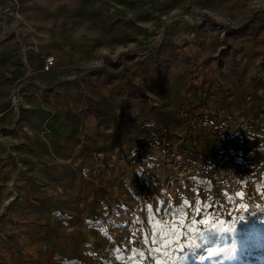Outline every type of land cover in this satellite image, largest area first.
<instances>
[{
    "label": "rangeland",
    "instance_id": "obj_1",
    "mask_svg": "<svg viewBox=\"0 0 264 264\" xmlns=\"http://www.w3.org/2000/svg\"><path fill=\"white\" fill-rule=\"evenodd\" d=\"M208 87L264 112V0H0V264H264V167L240 204L138 154Z\"/></svg>",
    "mask_w": 264,
    "mask_h": 264
},
{
    "label": "crops",
    "instance_id": "obj_2",
    "mask_svg": "<svg viewBox=\"0 0 264 264\" xmlns=\"http://www.w3.org/2000/svg\"><path fill=\"white\" fill-rule=\"evenodd\" d=\"M259 108L248 107L245 104L243 94L237 91V95L227 102L223 96L217 98V101L209 110H204L203 108L194 110L197 111L195 115L191 113L190 117L185 119L189 122L187 125L193 130H188L185 125L174 123L171 128H163L161 131H156L154 128H147L146 130H141V132L145 134L148 132H164L165 137L163 138L165 140H163V142H166L169 150L175 149L182 153L187 159H193L194 162L198 164L208 166L213 161L219 160L222 157L232 156L235 150L239 153L245 151L251 153L248 149L254 148L258 144L260 145L259 137L253 136L258 129L255 121L264 115L261 108ZM217 123H219V126ZM203 127L204 130L214 127L216 129L215 132H219L220 135L208 136L211 138V142H209L206 140L208 137H206V135L203 136L204 133L202 134L200 131ZM218 128L220 129L219 131L217 130ZM145 134H143V137ZM202 139L203 142H200ZM254 150L256 152V147L253 151ZM261 152L264 153V149ZM256 153H258V151ZM252 155L257 156V154L251 153V156ZM157 157L161 156L158 154ZM251 160V163H254V168L256 167L260 170L261 167H264V162L261 164V161L257 159L254 160L253 156ZM252 169L251 166L250 173L245 180V187L248 189H245L243 194L253 202V198L246 193L249 191L253 192L255 189L259 192L257 185L262 170L259 173L256 172L252 174ZM51 241L50 245L60 253L68 255L72 253V236L63 239L57 237L51 239Z\"/></svg>",
    "mask_w": 264,
    "mask_h": 264
},
{
    "label": "built area",
    "instance_id": "obj_3",
    "mask_svg": "<svg viewBox=\"0 0 264 264\" xmlns=\"http://www.w3.org/2000/svg\"><path fill=\"white\" fill-rule=\"evenodd\" d=\"M56 65V57L52 55L47 56L42 64V70L46 73L51 72ZM200 94L206 106L211 107L215 104L217 98L216 91L213 87L204 89ZM254 103L253 97L247 95L245 104L248 107H251ZM184 116H187V112ZM255 124L258 126V129L253 136L259 137V143L264 148V115L258 118L255 121ZM164 135V132L146 133L143 137L144 144L139 148L138 154L148 159L154 154H159L163 160V164L165 160H169L170 165L183 180L196 177L200 173L203 174L205 171H208L210 173L211 181L217 189L223 191L230 197L238 198L240 204L253 203L250 198L240 197V195L244 193L245 180L251 170L252 156L250 152L245 151L234 156L222 157L219 160L213 161L208 166H203L193 160L187 159L182 153L175 149L169 150L166 142H163V140H165L163 138L165 137Z\"/></svg>",
    "mask_w": 264,
    "mask_h": 264
},
{
    "label": "snow or ice",
    "instance_id": "obj_4",
    "mask_svg": "<svg viewBox=\"0 0 264 264\" xmlns=\"http://www.w3.org/2000/svg\"><path fill=\"white\" fill-rule=\"evenodd\" d=\"M184 203L187 204L188 202H187V201H184ZM165 206H166V205H165ZM193 207H195V205H193ZM150 208H151V206H150ZM156 211H160V209H157ZM171 211H172V210L169 209V213H171ZM197 211H199L198 208H197ZM149 239H150V237L145 236V238H144L145 243H148ZM151 242H152L153 244L157 243V242H158V237L155 236V235H153V236L151 237ZM149 251L151 252V251H155V250H154V249H149ZM140 255H143V252H141Z\"/></svg>",
    "mask_w": 264,
    "mask_h": 264
},
{
    "label": "clouds",
    "instance_id": "obj_5",
    "mask_svg": "<svg viewBox=\"0 0 264 264\" xmlns=\"http://www.w3.org/2000/svg\"><path fill=\"white\" fill-rule=\"evenodd\" d=\"M104 55H106V56H110V58L113 59V60L116 59V55H115V54L105 52ZM234 254H235V249H232V250L228 253L229 257L234 256ZM229 260H231V259H229Z\"/></svg>",
    "mask_w": 264,
    "mask_h": 264
}]
</instances>
